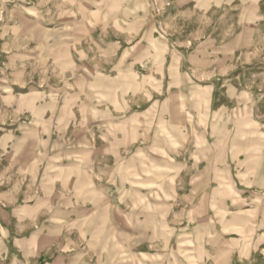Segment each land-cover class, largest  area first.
Returning <instances> with one entry per match:
<instances>
[{
  "label": "rangeland",
  "instance_id": "1",
  "mask_svg": "<svg viewBox=\"0 0 264 264\" xmlns=\"http://www.w3.org/2000/svg\"><path fill=\"white\" fill-rule=\"evenodd\" d=\"M0 264H264V0H0Z\"/></svg>",
  "mask_w": 264,
  "mask_h": 264
}]
</instances>
